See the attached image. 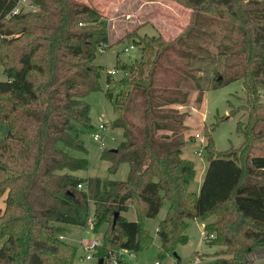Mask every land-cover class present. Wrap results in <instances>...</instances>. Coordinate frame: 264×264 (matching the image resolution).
I'll list each match as a JSON object with an SVG mask.
<instances>
[{
  "label": "trees",
  "instance_id": "1",
  "mask_svg": "<svg viewBox=\"0 0 264 264\" xmlns=\"http://www.w3.org/2000/svg\"><path fill=\"white\" fill-rule=\"evenodd\" d=\"M28 1L37 11L13 14L18 0H0V124L8 127L0 144V264H74L75 248L61 239L64 226L85 227L91 206L92 231L106 226L97 258L123 264L125 252L151 243L142 222L155 219L165 203L156 232L160 261L173 256L179 264L175 248L187 243V221L199 220L203 241L217 248L211 264H255L247 256L264 238V156L251 154L264 140V0H175L191 10L192 30L170 42L161 36L132 39L146 59L126 64L117 58L114 71L123 77L107 73L104 90L102 68L94 64L111 47L102 14L77 0ZM213 21L235 26L232 43L220 54L231 48L241 72L221 75L211 88L241 80L240 110L247 119L236 126L243 140L237 150L217 152L204 131L208 165L193 193L194 165L181 157L187 114L180 110L189 96L182 84L188 76L169 60L185 59V38ZM171 72L179 73L172 84ZM97 91L117 114L111 128L123 132L117 149L101 159L110 173L126 163L124 182L76 177L88 162L67 152L85 151L79 136L92 126L84 99ZM129 207L136 222L123 216Z\"/></svg>",
  "mask_w": 264,
  "mask_h": 264
},
{
  "label": "rangeland",
  "instance_id": "2",
  "mask_svg": "<svg viewBox=\"0 0 264 264\" xmlns=\"http://www.w3.org/2000/svg\"><path fill=\"white\" fill-rule=\"evenodd\" d=\"M84 4L95 7L107 21L109 44L111 47L103 53H98L94 64L102 68L100 86L105 88V78L107 73L113 72L118 79L123 77L122 72L114 71L115 62L118 58L126 64L136 61H144L140 47L132 39L139 43L142 38L161 36L167 42L180 38L183 33L192 30L190 27L191 10L179 5L175 0H77ZM26 0L22 6L23 11H37L34 7H29ZM216 22V23H215ZM233 27L226 22L213 21L207 27H201L198 32L190 33L186 39V48H180L185 59L172 57L170 62H178L182 73L186 74L182 89H189L187 105L181 108V112L187 114L185 125L187 131L184 133L185 144L182 148L181 157L191 161L194 165L195 176L189 185V191L198 193L203 181L204 173L208 165V156L204 150L206 145L205 132L211 134L214 149L225 152L229 149L237 150L242 146V138L236 132L238 123L244 125L247 115L240 107L244 104V92L241 80H232L226 84L212 89L216 78L228 74L240 73L241 68L235 66L237 57L233 50L224 53V46L232 43L235 33ZM184 39V37H182ZM132 47V49L130 48ZM127 50V51H126ZM189 57L191 59H189ZM175 69V65L170 66ZM182 74V75H183ZM182 75L180 77H182ZM190 76L194 77L191 79ZM220 75V76H219ZM179 73L168 74L167 81L177 82ZM190 78V79H189ZM4 80V75L0 67V81ZM202 93L201 103L196 99ZM261 99L264 102V91L261 90ZM84 101L90 108V123L92 129L84 131L79 138L84 147V152L78 150H67L68 155L73 159H84L88 162V168L75 172V176L86 179H101L112 182H124L128 176V165L119 164L115 173L109 172V163L101 159L105 151L116 150L123 141V132L120 129H112L111 125L117 118L112 104L107 101L102 91L90 93ZM232 111V112H231ZM108 123L107 131L103 133L101 142L94 139L93 135L98 127ZM7 124H0V144L3 143L7 135ZM205 131V132H204ZM252 155L264 156V140L255 146ZM166 207H167V203ZM165 204L155 219H148L142 222L143 229L149 233L151 243L142 248L138 253L130 254L125 252L122 256L123 264H176L173 256L158 258L160 240L157 237V226L163 219ZM0 207L2 199H0ZM124 218L129 222H136L137 217L134 210L129 207L123 213ZM89 218H93V206L89 213ZM211 221V220H210ZM201 221L188 220L185 235L187 243L177 245L175 254L179 258V264H211V254L217 248H210L202 239L203 228ZM65 232L62 241L75 248L76 256L74 264H97V253L86 251L82 244L93 240H102L106 226L99 231L93 232L91 224L85 227L65 225ZM86 255L91 259L87 261ZM200 259V260H199ZM247 259L255 264H264V238L263 245L256 248L247 256ZM114 259L105 261V264H112Z\"/></svg>",
  "mask_w": 264,
  "mask_h": 264
},
{
  "label": "built area",
  "instance_id": "3",
  "mask_svg": "<svg viewBox=\"0 0 264 264\" xmlns=\"http://www.w3.org/2000/svg\"><path fill=\"white\" fill-rule=\"evenodd\" d=\"M25 2H26V0H18V4H17L16 8L13 10V14H17L20 11H23L22 6L24 5ZM29 7H31V6L29 5ZM130 48L132 49V47H130ZM103 52L104 51H102L101 53H103ZM107 127H108V123L107 122L104 123V124H102V125H100L98 127V130L95 131V133L93 135L94 139L97 140V141H99V142H101L102 139H103V133L105 131H107ZM83 187H84V185L83 184H80V185L77 186V189L80 190V189H83ZM90 224H91V228H92V219H90ZM202 236H203L202 239H204V237H205L204 233L202 234ZM82 245H83V248H84L85 252L86 251L87 252L88 251H95V249L100 245V240H93L91 242H87V243L82 244ZM85 259L87 261H89L91 259V256L90 255H86L85 256ZM112 264H118V263L114 259V262Z\"/></svg>",
  "mask_w": 264,
  "mask_h": 264
},
{
  "label": "water",
  "instance_id": "4",
  "mask_svg": "<svg viewBox=\"0 0 264 264\" xmlns=\"http://www.w3.org/2000/svg\"><path fill=\"white\" fill-rule=\"evenodd\" d=\"M117 215H118V214H115V215H114V222H115V219H116ZM97 264H103V259H98V260H97Z\"/></svg>",
  "mask_w": 264,
  "mask_h": 264
},
{
  "label": "crops",
  "instance_id": "5",
  "mask_svg": "<svg viewBox=\"0 0 264 264\" xmlns=\"http://www.w3.org/2000/svg\"><path fill=\"white\" fill-rule=\"evenodd\" d=\"M2 206H3V199H2ZM2 208H3V207H0V209H2ZM164 209H165V211H164V214H163V218H164V216H165L166 209H167L166 204H165V208H164ZM161 210H162V209H161ZM161 210H160V212H161ZM160 212H159V213H160ZM201 226L203 227V224H202ZM202 227H201V228H202ZM61 239H62V238H61ZM199 260H200V259H199Z\"/></svg>",
  "mask_w": 264,
  "mask_h": 264
}]
</instances>
